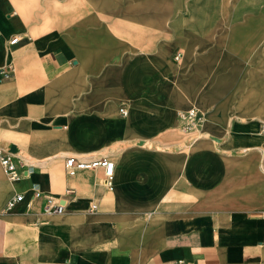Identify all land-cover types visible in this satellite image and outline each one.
I'll return each instance as SVG.
<instances>
[{
  "label": "crops",
  "instance_id": "obj_1",
  "mask_svg": "<svg viewBox=\"0 0 264 264\" xmlns=\"http://www.w3.org/2000/svg\"><path fill=\"white\" fill-rule=\"evenodd\" d=\"M226 1L0 0V264H264V0Z\"/></svg>",
  "mask_w": 264,
  "mask_h": 264
},
{
  "label": "built area",
  "instance_id": "obj_2",
  "mask_svg": "<svg viewBox=\"0 0 264 264\" xmlns=\"http://www.w3.org/2000/svg\"><path fill=\"white\" fill-rule=\"evenodd\" d=\"M16 41V38H11L8 42L12 44ZM181 53H176L174 59L177 60ZM8 74L6 71L2 72L1 77H6ZM120 113L125 116L127 115V109L121 108ZM178 117L181 120V129L185 133H196L199 127L202 116L196 108H189L187 110L180 111ZM261 131L264 132V123L261 126ZM64 172L72 176L78 170L83 169H101L102 180L101 183L104 188L111 190L113 187V167L115 163L106 156L84 159L75 156H67L63 161ZM0 168L8 180H16L22 173L17 168L14 155L7 149L0 147ZM70 192V190H67ZM41 197L43 202L41 206V212L45 214H60L65 210L64 202H61L57 197L41 192L37 189L32 190L30 199ZM23 199L22 193H15L9 197L4 204V209L8 211L11 207ZM175 264H185L183 260H177Z\"/></svg>",
  "mask_w": 264,
  "mask_h": 264
},
{
  "label": "rangeland",
  "instance_id": "obj_3",
  "mask_svg": "<svg viewBox=\"0 0 264 264\" xmlns=\"http://www.w3.org/2000/svg\"><path fill=\"white\" fill-rule=\"evenodd\" d=\"M215 1V3H216V5H217V7H220L219 9H217V11H219L223 6H221V5H224V4H226L227 3V1L226 0H214ZM216 15H219V13H215ZM205 15V16H204ZM206 16H207V14H205V12H203L202 11V13H201V20L202 19H205L206 18ZM207 19V18H206Z\"/></svg>",
  "mask_w": 264,
  "mask_h": 264
}]
</instances>
